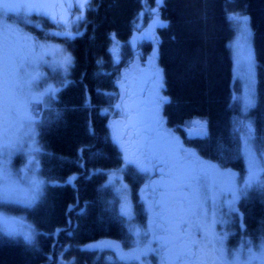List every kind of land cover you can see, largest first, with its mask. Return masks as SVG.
I'll list each match as a JSON object with an SVG mask.
<instances>
[{
  "label": "trees",
  "instance_id": "trees-1",
  "mask_svg": "<svg viewBox=\"0 0 264 264\" xmlns=\"http://www.w3.org/2000/svg\"><path fill=\"white\" fill-rule=\"evenodd\" d=\"M77 1L82 4L73 11L80 14L78 35L57 38L72 55V65L65 85L38 120L41 175L47 185L25 215L35 239L26 244L0 234V264H116L107 259L111 250L98 245L131 246L132 237L113 209L114 193L108 187L107 172L122 169L124 160L112 139L107 112L119 99V65L111 49L119 43V60L134 58L139 24L153 19L146 8L158 15L162 26L156 31V46L148 41L141 49L155 56L163 72L168 102L162 113L182 148L187 147L184 155L243 176L246 163L236 123L251 121L259 144L264 140V0ZM231 14L250 18L257 98L249 110L233 99L229 45L236 29ZM198 121L205 124L204 131L191 132L189 126ZM124 175L136 219L145 225L147 213L139 196L144 178L134 169ZM182 203L179 200L176 209ZM239 208L246 234L257 241L264 236V196L251 192Z\"/></svg>",
  "mask_w": 264,
  "mask_h": 264
},
{
  "label": "rangeland",
  "instance_id": "rangeland-1",
  "mask_svg": "<svg viewBox=\"0 0 264 264\" xmlns=\"http://www.w3.org/2000/svg\"><path fill=\"white\" fill-rule=\"evenodd\" d=\"M43 1L61 4L65 7L56 8L55 14L57 18L53 19L49 14L29 11L26 8L13 12L6 10L3 6L10 3L29 4ZM81 5L77 0H53V2L51 0H0V46L6 47L11 44L19 51L20 57L28 58V63L21 69V75L32 81L29 89L30 97L32 98L29 108L32 117V127L36 133L34 136H25L22 147L11 156L8 168L13 174L15 183L9 186L13 193L10 201L0 204V234L26 244L28 243L25 241V235H31L34 241L35 231L25 219V215L36 206L44 187L47 185V182L42 178L40 165V146L37 133L40 111L49 106L50 101L56 97L66 83V77L72 65V55L63 44L57 41V38H73L78 35L76 31L80 14L73 11L75 7L79 8ZM146 10L150 20L152 17L153 19L148 25L140 22L137 33H143L144 37L139 39V45L146 40L155 47L157 44L156 30L162 24L154 11H150L148 8ZM237 16L238 14L230 15V19L234 22L236 29L235 36L229 45L233 57V99L243 109L249 110L255 105L257 98L256 52L253 45V35L249 38L243 32L241 22L237 19ZM60 17H63V20ZM45 22L53 23L55 25L54 28L46 27ZM248 26L252 32L250 19ZM68 33H71V35H68ZM33 45L36 46L35 53L31 51ZM41 45L43 46L42 48L40 47ZM249 46L252 49L254 63L250 73H246L244 65ZM121 49L122 46L119 43L113 45L111 53L115 59H121ZM37 53L39 58L33 59ZM66 56L71 57V62L68 64H65ZM151 58V60L155 59L152 56ZM119 68H121V65H119ZM161 96L167 97L164 93L163 95L161 93ZM166 103L161 104V106ZM107 114L110 122L112 119L117 120L121 116L120 110L116 106L114 110H109ZM159 115L163 120V128L179 142V146L182 148L178 137L167 127L162 109H160ZM204 129L205 124L200 121L193 122L189 126L191 132L197 130L202 133ZM5 130L16 132V126L14 124L10 126L5 113L0 109V142L3 140ZM118 130L120 129L118 128ZM235 131L240 138V151L246 163V173L241 176L233 170L223 169L215 163L201 162L204 165L212 166V174L205 181L207 191L204 196L203 209L208 220H215L214 231L223 238V245L227 253H229V258H232L231 254L239 252L240 259L243 261L248 258L247 250L249 247L258 250L262 243L261 238L253 241L246 234L243 215L239 207L240 201L249 196L251 192L255 195L264 196V140L260 141L259 144L254 124L245 119L236 123ZM22 133L23 130L16 134L21 135ZM118 146L123 155L124 165L120 170L107 172L108 187L114 193L113 209L123 220L132 237L131 246L128 248L121 247L109 242L101 243L98 246L111 250L112 254L110 256L107 255V259L112 263L162 264L161 256L157 254V251L146 250L147 248L160 249L158 237L164 236L156 228L160 223L155 214L159 212V207L154 206L151 211L149 210L150 205H154L159 198L158 193L161 187H154L151 182L156 179L157 181L161 180L160 171L156 169L158 166L149 168L148 171H142L141 161H143V158L137 159L138 154L136 155L128 149L125 152L119 144ZM182 149L184 152L188 150L187 147ZM250 160H255L256 162V167L251 170V179ZM143 164L148 166L147 161H143ZM130 169L139 172L144 178V183L139 190V196L147 213L145 225L140 224L136 219L130 186L125 181L124 174ZM161 191L164 190L162 189ZM174 197L175 194L172 188L169 187L166 192V199L168 198V203L174 206L173 208H176L177 205L175 203L177 204L178 201H173ZM188 230V224L181 225L176 237L179 238L180 235H184ZM9 232L15 235L10 237L7 235ZM195 235L197 239H201L203 233L196 232ZM249 241H251V244H249Z\"/></svg>",
  "mask_w": 264,
  "mask_h": 264
},
{
  "label": "snow or ice",
  "instance_id": "snow-or-ice-1",
  "mask_svg": "<svg viewBox=\"0 0 264 264\" xmlns=\"http://www.w3.org/2000/svg\"><path fill=\"white\" fill-rule=\"evenodd\" d=\"M8 11H18L26 8L29 11L41 12L49 14L56 19L55 9L63 8L64 5L57 3H29L19 4L10 3L3 5ZM63 20V17H60ZM237 19L241 22L242 30L250 38L253 34L249 28V17L246 15H238ZM159 22V21H157ZM71 35V33H68ZM43 47L42 45L40 46ZM33 53L36 52V46L31 48ZM39 58L37 53L33 59ZM71 62V57H65V64ZM28 63L27 57H20L19 51L11 44L6 47L0 46V109L5 113L6 119L10 126H16V132L5 130L3 140L0 142V204L10 201L13 193L10 185L15 183L13 174L10 172L8 165L11 161L12 154L20 149L25 136H34L35 129L32 127V117L30 114L31 97L29 89L32 81L26 76L21 75V69ZM254 57L252 55L251 46L248 49V55L245 58L244 71L250 73ZM151 77L154 82V88L151 99L145 103L143 101H135V107L129 106L123 102L116 105L117 108L123 106L125 114L129 119H135L142 127L144 135L136 145V151L148 162V166L141 161V170L148 171L149 168H155L159 165L161 173L160 187L164 190L159 194V199L154 205H150L151 211L154 206L159 207L156 216L164 223L157 225L162 231L167 233L166 236L158 237L160 240V249L147 248L149 251H157L161 256L162 264H176L180 256L184 257L182 264H264V236L261 237L262 243L258 250L248 248L247 260L240 259V253L235 252L229 258L224 245L223 238L218 236L214 231L215 220H208L206 212L203 209L204 196L207 191L206 179L212 174V166L204 165L198 161H194L190 155H181L184 150L179 146V142L171 137L170 133L163 128V120L160 117V105L167 102V97L161 96L160 89L163 88L162 72L159 68L153 66ZM119 84V81H117ZM121 87H123L121 85ZM23 130L21 135L17 132ZM112 139L119 144L121 148L127 152L124 142L120 138L117 125H113ZM184 162L183 183L175 185L182 195V207L180 212L182 215L178 222L167 220V213L171 212L166 192L169 188V181L174 176L175 162ZM256 167L255 160H250V179L251 170ZM167 169V171H166ZM246 183H248L246 181ZM188 224L189 230L185 232L187 242L179 253L173 251L172 240L175 233L180 231L181 225ZM202 232L201 239H197L195 233ZM12 237L15 234L7 233ZM25 241L28 244L33 243L31 235H25ZM251 244V241H249ZM143 251V250H142Z\"/></svg>",
  "mask_w": 264,
  "mask_h": 264
},
{
  "label": "flooded vegetation",
  "instance_id": "flooded-vegetation-1",
  "mask_svg": "<svg viewBox=\"0 0 264 264\" xmlns=\"http://www.w3.org/2000/svg\"><path fill=\"white\" fill-rule=\"evenodd\" d=\"M161 23V22H160ZM162 24V23H161ZM161 26V25H160ZM159 26V27H160ZM158 27V28H159ZM157 31V30H156ZM144 37L143 33L138 32L135 36V56L132 60H128L127 63L124 60H118V65H121V68L118 69L119 71V90H118V96L119 99L117 100V104H122V97H123V102L126 103L129 108H134L135 101H143L147 103L151 97H152V92L154 88V82L151 77V70L153 66L157 67L160 69L158 62L155 58L154 55H149L146 56L141 49V46L144 44V41L142 44L139 46V39ZM151 56L155 59L151 60ZM119 67V66H118ZM121 85L123 87H121ZM163 95L164 91L163 88L160 89V95ZM163 106L160 105V109H162ZM120 110V117L117 120L112 119L111 121V127L113 128V125H117L120 134L121 140L124 142L125 147L129 151H133L134 154H138L137 159H140L141 156L139 153L136 151V145L138 142L142 139L144 132L142 127L136 122L135 119H129L128 116L125 114V110L123 106L121 108H118ZM181 155H184V153H181ZM187 155V154H186ZM194 161L202 162L200 159L191 157ZM158 166V167H157ZM156 169L159 171V165H157ZM167 171V169H166ZM161 174V173H160ZM184 175V162L182 161H176L175 162V168H174V176L173 178L169 181V187L172 188L175 197L173 201H181L182 200V193L179 191V189L175 186L179 183H183V177ZM161 178V175H160ZM160 181L152 180L151 185L152 186H160L159 185ZM162 190V188H161ZM159 190V193L161 192ZM159 196V195H158ZM159 199V198H158ZM157 199V200H158ZM168 200V198H167ZM169 202V201H168ZM169 208L172 209L171 212L165 214L167 220L171 222H178L180 219V216L182 213L180 212V209L173 208L174 206H171L169 203ZM175 205H177L175 203ZM160 223H164V221L160 220ZM157 230L161 232L164 236L167 235L164 231H162L160 228L156 226ZM176 233L174 234L173 240H172V246H173V251L176 253H179L180 250L183 248L184 244L187 242L185 234L180 235L179 238L176 237ZM184 257L180 256L179 259L177 260L176 264H182Z\"/></svg>",
  "mask_w": 264,
  "mask_h": 264
}]
</instances>
